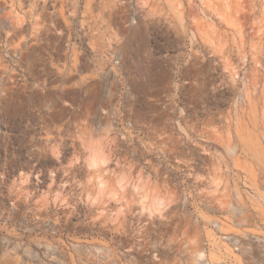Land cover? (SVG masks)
<instances>
[{
	"label": "rangeland",
	"instance_id": "obj_1",
	"mask_svg": "<svg viewBox=\"0 0 264 264\" xmlns=\"http://www.w3.org/2000/svg\"><path fill=\"white\" fill-rule=\"evenodd\" d=\"M263 198L264 0H0V264H264Z\"/></svg>",
	"mask_w": 264,
	"mask_h": 264
},
{
	"label": "bare ground",
	"instance_id": "obj_2",
	"mask_svg": "<svg viewBox=\"0 0 264 264\" xmlns=\"http://www.w3.org/2000/svg\"><path fill=\"white\" fill-rule=\"evenodd\" d=\"M240 165V164H239ZM248 168V167H247ZM246 169V168H245ZM254 169V168H253ZM254 173H255V171H254ZM249 175H250V173H249ZM253 175V174H252ZM256 176H257V174H256ZM252 178V177H251ZM253 179V178H252ZM252 181V180H251ZM253 182V181H252ZM256 182H258V181H256ZM259 184V183H258ZM257 186V185H256ZM256 188V187H255ZM256 190V189H255ZM258 193H259V190H258ZM261 195H263V194H261ZM264 199V198H263Z\"/></svg>",
	"mask_w": 264,
	"mask_h": 264
}]
</instances>
